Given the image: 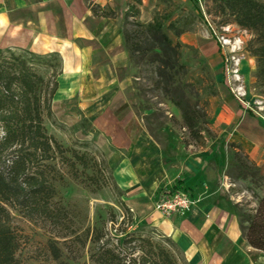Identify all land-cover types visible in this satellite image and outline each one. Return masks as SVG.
Here are the masks:
<instances>
[{
	"label": "rangeland",
	"instance_id": "374dc122",
	"mask_svg": "<svg viewBox=\"0 0 264 264\" xmlns=\"http://www.w3.org/2000/svg\"><path fill=\"white\" fill-rule=\"evenodd\" d=\"M171 1L193 5L191 0ZM84 2L88 6L89 2L96 1ZM126 2L102 0L100 3L116 11L115 17H107L113 19V29H122L120 15ZM198 2L205 19H195L193 30L180 38L169 30L167 32L174 41L180 40L183 45L182 60L189 67L186 80L190 85L186 92L200 117L201 137L190 134L183 124L179 108L170 101L167 94L155 88L147 74H140L141 78L136 76L140 69L136 67L133 58L125 70L133 76L127 95L133 102L131 114L139 119L142 133L137 134L138 137L132 145L127 144V148L121 145L125 144L122 142L123 127L113 123L111 126L104 125L103 119L95 120L91 115L85 116L75 97L54 102V94L51 103L53 113L50 116L44 114L47 133L56 137L65 147L87 152L91 162L96 160L98 168H102L105 175L97 171L102 187L94 190L95 185L89 186L83 181H89V175L94 169L83 171L82 166L77 164L81 179L76 180L60 157L47 161L55 166V172L64 175L63 181L55 182L57 195L52 203L54 207L64 208L62 224L43 217L31 218L14 210L12 225L20 238L16 254L21 264H59L50 251L51 241L60 247L63 262L90 264L87 251L89 242L83 246L86 229L97 221L100 226L104 225L115 232L114 228L119 227L123 218L126 222L120 228H127L129 232L134 230L145 234L147 231L137 228V225L139 222L148 224L146 229H150L154 239H164L175 250L178 264H186L181 255L184 252L173 237L139 218L128 205V199L132 196L142 204H154L161 193L189 171L198 169L215 189L221 184L233 197L232 202L247 200L255 205L251 193L244 189L240 181L235 180V148L229 145L230 142L241 144L244 153L257 163L252 158L254 156L262 164L260 166L257 163L264 174V152H261L264 149V96L253 86L255 59L249 53L245 56L241 53L251 34L236 24L217 25L213 16L207 13L211 0ZM169 5L170 0H142L140 19L143 22L150 21L157 6L164 9ZM229 50H232L231 54L235 57L240 56L238 65H235ZM37 68L45 78L44 88L50 89L55 77L58 80L59 75H53L50 62H40ZM102 142L106 143L107 150L113 152L111 157L101 148ZM67 154L70 155V152ZM203 159L205 163L202 168ZM204 187V191H207L209 185L204 183ZM138 189H142V192H138ZM124 204L133 210L132 218ZM113 215L117 218L114 227L110 220ZM131 220L137 222L132 224ZM69 228L75 233L67 237L57 235L62 230L71 231ZM167 238L173 242L166 241ZM246 250L248 264H264L263 250Z\"/></svg>",
	"mask_w": 264,
	"mask_h": 264
},
{
	"label": "trees",
	"instance_id": "16d2710c",
	"mask_svg": "<svg viewBox=\"0 0 264 264\" xmlns=\"http://www.w3.org/2000/svg\"><path fill=\"white\" fill-rule=\"evenodd\" d=\"M191 1L193 5L188 6L170 0L169 6L164 9L157 6L152 19L143 22L140 19L142 0H127L120 16L125 45L140 69L136 76L141 78L140 74H147L155 88L167 94L179 108L190 134L201 137L200 117L186 92L190 85L186 80L189 67L182 60L183 45L167 32L169 30L180 38L193 30L195 19H205L198 0ZM211 3L207 13L213 16L217 25L236 24L251 34L246 50L255 59L253 86L264 96V0H211ZM88 7L97 16H116V11L109 5L89 2ZM43 61L50 62L53 75L62 72V57L57 51L36 53L26 48L0 47V264H21L16 254L20 238L12 225L14 210L31 218L43 217L62 224L64 208L54 207L52 203L57 195L55 182L63 181L64 175L55 172V166L47 161L60 157L76 180L81 179L77 164L83 171L94 169L89 181L83 180L89 186L95 185L94 190L102 187L97 171L105 175L96 160L91 162L87 152L65 147L47 133L44 114L50 116L53 113L51 103L58 80L55 77L52 87L44 88L45 78L37 68ZM229 145L235 148V180L244 185L255 202L252 205L247 200H240L233 203V208L247 243L264 251V174L244 153L241 144L230 142ZM184 186V182L178 180L168 190ZM124 207L132 218L133 210L125 204ZM110 220L114 227L116 215ZM125 222L123 218L120 225ZM120 225L113 232L96 221L86 229L83 246L89 242L90 264H178L175 250L164 239L155 240L150 229H146L148 224L139 222L137 225L147 231L145 234L129 232ZM57 233L67 237L75 232L62 230ZM165 240L173 242L170 238ZM177 250L182 253L178 247ZM50 251L59 264H67L54 241L50 242ZM181 255L188 264L184 254Z\"/></svg>",
	"mask_w": 264,
	"mask_h": 264
},
{
	"label": "crops",
	"instance_id": "0c3cea01",
	"mask_svg": "<svg viewBox=\"0 0 264 264\" xmlns=\"http://www.w3.org/2000/svg\"><path fill=\"white\" fill-rule=\"evenodd\" d=\"M111 22L113 19L95 15L84 0H0V47L59 52L63 70L58 76L54 102L77 98L85 116L103 119L104 125L123 127L125 144L121 145L127 148L142 133V125L131 114L133 102L127 95L133 76L125 70L131 56L122 29H113ZM100 146L112 156L105 142ZM204 163L203 159L200 167ZM179 180L200 198L184 215L165 217L152 203L142 204L132 196L128 205L139 218L171 235L190 264H248L246 249H259L243 237L233 197L221 184L217 189L212 187L198 169L186 172ZM204 183L209 185L207 191ZM166 220L172 227L169 231Z\"/></svg>",
	"mask_w": 264,
	"mask_h": 264
},
{
	"label": "built area",
	"instance_id": "2783aa9c",
	"mask_svg": "<svg viewBox=\"0 0 264 264\" xmlns=\"http://www.w3.org/2000/svg\"><path fill=\"white\" fill-rule=\"evenodd\" d=\"M234 47V46H233ZM242 55L245 56L248 51L246 48H242ZM232 50H229V53L234 60L235 65H238L240 62V56L235 57L231 54ZM199 196H194L185 188H176L172 191L166 190L160 194L159 198L154 202V209L161 213L165 217H173L184 215L190 211L198 202Z\"/></svg>",
	"mask_w": 264,
	"mask_h": 264
},
{
	"label": "bare ground",
	"instance_id": "6f19581e",
	"mask_svg": "<svg viewBox=\"0 0 264 264\" xmlns=\"http://www.w3.org/2000/svg\"><path fill=\"white\" fill-rule=\"evenodd\" d=\"M165 225L168 231L172 228L170 222L167 220L165 221Z\"/></svg>",
	"mask_w": 264,
	"mask_h": 264
}]
</instances>
